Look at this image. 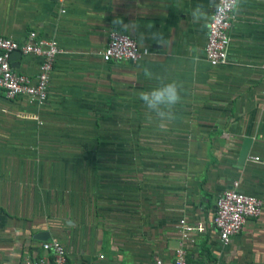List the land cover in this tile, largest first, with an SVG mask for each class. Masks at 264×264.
Here are the masks:
<instances>
[{"label":"crops","instance_id":"0c3cea01","mask_svg":"<svg viewBox=\"0 0 264 264\" xmlns=\"http://www.w3.org/2000/svg\"><path fill=\"white\" fill-rule=\"evenodd\" d=\"M215 3L66 0L61 11L58 0H0V35L35 30L64 50L43 105L0 91V264L42 256L41 232L68 264H156L181 243L199 264H264V0H238L227 62L211 66L209 22L191 12ZM112 30L148 54L102 60ZM40 60L11 64L34 75ZM173 80L182 101L165 131L137 93ZM234 179L262 211L222 245L215 201ZM182 218L202 230L182 240Z\"/></svg>","mask_w":264,"mask_h":264},{"label":"built area","instance_id":"2783aa9c","mask_svg":"<svg viewBox=\"0 0 264 264\" xmlns=\"http://www.w3.org/2000/svg\"><path fill=\"white\" fill-rule=\"evenodd\" d=\"M66 0H58L61 11ZM219 0H216L218 3ZM235 12V10H234ZM233 15L228 17L229 22L216 28L208 23L204 55L211 66H217L227 62L228 48L230 44V29L234 20ZM211 31H208V29ZM19 51L22 55H35L40 57L37 72L29 75L17 71L11 64V53ZM64 52L57 39L40 36L35 30H29L22 40L0 35V91L8 99L25 98L30 103L41 106L48 97L50 75L57 56ZM148 54V49L139 47L136 39L131 35L112 30L108 35V41L101 50L102 60L132 61L136 62ZM264 68V63L262 64ZM254 161L259 157H250ZM262 200L257 196L241 189L238 179L230 182L217 196L213 224L218 232L222 245H227L231 238L240 233L248 220L261 214ZM179 234L185 240L191 231L202 230V224H190L182 218L178 225ZM41 248L44 252L39 257H26L22 264H68L67 251L64 244L56 237L43 240ZM101 256V255H100ZM156 264H199L186 257V251L181 243L175 249L173 259L163 261L156 260Z\"/></svg>","mask_w":264,"mask_h":264},{"label":"clouds","instance_id":"9594fccd","mask_svg":"<svg viewBox=\"0 0 264 264\" xmlns=\"http://www.w3.org/2000/svg\"><path fill=\"white\" fill-rule=\"evenodd\" d=\"M238 7V0H219L214 4L212 11L209 13L203 9L202 5H197L191 12L194 23H199L201 19H207L211 25L219 28L221 25L229 22L228 17L233 15L234 10ZM208 31H211L209 28ZM149 75V73H145ZM181 87L177 81L165 83L159 87H153L151 90H143L137 93L139 99L156 117L161 121L159 127L161 130H167L165 120L171 122L175 119L174 109L181 103Z\"/></svg>","mask_w":264,"mask_h":264},{"label":"water","instance_id":"95a60500","mask_svg":"<svg viewBox=\"0 0 264 264\" xmlns=\"http://www.w3.org/2000/svg\"><path fill=\"white\" fill-rule=\"evenodd\" d=\"M20 52L19 51H13L10 55L11 59L15 56V55H19ZM249 139L246 138L245 139V142H244V145L242 146V149H241V152H240V158H239V161L240 162H243V160L246 158L247 156V153H248V148H249ZM48 234L46 232H41L37 235L38 238L42 239V240H45L48 238Z\"/></svg>","mask_w":264,"mask_h":264}]
</instances>
